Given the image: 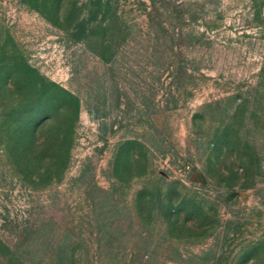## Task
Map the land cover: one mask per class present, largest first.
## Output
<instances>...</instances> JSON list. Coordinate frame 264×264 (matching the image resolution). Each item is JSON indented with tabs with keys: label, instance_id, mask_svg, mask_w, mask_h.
Wrapping results in <instances>:
<instances>
[{
	"label": "rangeland",
	"instance_id": "rangeland-1",
	"mask_svg": "<svg viewBox=\"0 0 264 264\" xmlns=\"http://www.w3.org/2000/svg\"><path fill=\"white\" fill-rule=\"evenodd\" d=\"M0 240V264H264V0H0Z\"/></svg>",
	"mask_w": 264,
	"mask_h": 264
},
{
	"label": "trees",
	"instance_id": "trees-1",
	"mask_svg": "<svg viewBox=\"0 0 264 264\" xmlns=\"http://www.w3.org/2000/svg\"><path fill=\"white\" fill-rule=\"evenodd\" d=\"M43 95L42 92L38 93L37 99H40V96ZM56 112H62L68 110V108H71V114L72 116L67 120L66 123H61L62 125H58V127L61 126V128L66 130H71L73 126V122L77 117L78 113V105L79 101L78 98L73 95L71 92L65 90L64 88L58 87L56 92ZM70 138V137H69ZM70 140V139H69ZM181 203H185V200H182ZM194 206V205H193ZM195 213V211H192ZM0 246L2 247V242L0 240ZM1 249V248H0Z\"/></svg>",
	"mask_w": 264,
	"mask_h": 264
}]
</instances>
